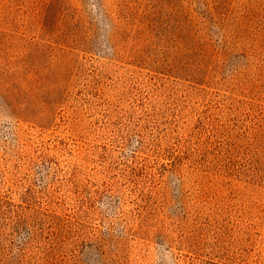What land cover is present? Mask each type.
I'll list each match as a JSON object with an SVG mask.
<instances>
[{"label":"rangeland","instance_id":"1","mask_svg":"<svg viewBox=\"0 0 264 264\" xmlns=\"http://www.w3.org/2000/svg\"><path fill=\"white\" fill-rule=\"evenodd\" d=\"M0 264H264V0H0Z\"/></svg>","mask_w":264,"mask_h":264}]
</instances>
